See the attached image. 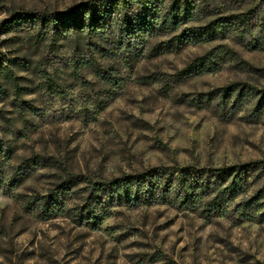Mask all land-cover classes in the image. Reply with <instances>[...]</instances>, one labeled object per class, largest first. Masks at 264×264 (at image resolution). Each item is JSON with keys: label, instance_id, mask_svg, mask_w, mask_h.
<instances>
[{"label": "rangeland", "instance_id": "obj_1", "mask_svg": "<svg viewBox=\"0 0 264 264\" xmlns=\"http://www.w3.org/2000/svg\"><path fill=\"white\" fill-rule=\"evenodd\" d=\"M81 1L0 0V264H264V195L247 219L237 205L242 196L213 215L204 203L121 202L97 227L76 213L100 181L154 166L177 174L187 166L264 160V114L253 119L249 107L223 114L217 99L201 96L237 80L263 87L264 48L228 37L152 53L211 15L146 36L145 54L128 64L117 47L79 27L12 22L14 15L62 11ZM218 1L225 14L259 2ZM222 42L249 65L232 58L216 71L178 75ZM90 53L94 63L84 61ZM102 68L116 80L101 76ZM17 167L26 174L6 190ZM62 184V210L44 218L41 198ZM262 187L264 174L246 196Z\"/></svg>", "mask_w": 264, "mask_h": 264}, {"label": "trees", "instance_id": "obj_2", "mask_svg": "<svg viewBox=\"0 0 264 264\" xmlns=\"http://www.w3.org/2000/svg\"><path fill=\"white\" fill-rule=\"evenodd\" d=\"M220 4L218 0H84L62 11L14 15L12 22L18 24L25 19L53 29L61 25L63 30L79 27L117 47L116 55H120L128 64L145 54L146 36L171 32L188 21L211 15L216 16L208 18L204 24L188 26L170 39L160 41L153 47L152 53L177 49L185 43L228 37L249 48H264V0H259L245 11L228 14L221 12ZM110 33L115 39L110 37ZM103 51L105 55L109 54ZM90 57V60L87 58L84 61L94 63V53H90ZM232 58L249 65L234 47L222 42L196 56L178 75L188 77L216 71ZM100 75L111 81L116 80L115 74L106 68L100 69ZM201 96L209 102L217 99L216 104L223 114L234 113L244 107L250 108L249 115L253 119H259L264 114V86L237 80ZM82 111L88 115V108ZM30 159L35 164L38 157L33 155ZM26 171L24 167H17L5 184L6 190L15 187ZM174 171L154 166L140 173L97 182L86 204L77 207L76 213L97 227L109 215L111 207L121 202L138 205L171 199L188 208L204 203V211L207 215H213L223 212L228 203L242 196L237 204L242 219L249 218L251 211L258 210L262 205L263 187L250 196L246 195L252 180L264 174V160L221 168L187 166L177 169V174ZM255 171L258 173L253 174ZM63 187V184L59 185L41 198L40 212L44 218L62 210L60 191ZM204 197L208 198L204 200ZM260 216L264 219V212Z\"/></svg>", "mask_w": 264, "mask_h": 264}]
</instances>
